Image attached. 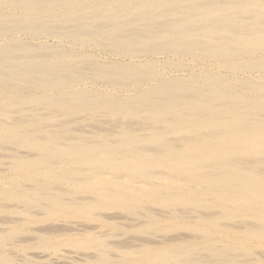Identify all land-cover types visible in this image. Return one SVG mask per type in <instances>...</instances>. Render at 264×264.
Wrapping results in <instances>:
<instances>
[{
  "label": "bare ground",
  "instance_id": "bare-ground-1",
  "mask_svg": "<svg viewBox=\"0 0 264 264\" xmlns=\"http://www.w3.org/2000/svg\"><path fill=\"white\" fill-rule=\"evenodd\" d=\"M261 249L264 0H0V264Z\"/></svg>",
  "mask_w": 264,
  "mask_h": 264
},
{
  "label": "rangeland",
  "instance_id": "rangeland-1",
  "mask_svg": "<svg viewBox=\"0 0 264 264\" xmlns=\"http://www.w3.org/2000/svg\"><path fill=\"white\" fill-rule=\"evenodd\" d=\"M47 43H48V44L50 43V45H53L54 41H52V38H49L48 41H47ZM87 50H88V49H87ZM93 50H94V49H93ZM88 51H89V53H94L93 51L91 52L90 49H89ZM94 54H96L97 56H100V57H102V58L104 57V58H109L110 60H113V59L110 58V56L106 55L104 51H102L101 53L98 52V53H94ZM107 54H109V53H107ZM105 55H106V56H105ZM109 59H108V60H109ZM166 72L169 73L170 71H169V70H166ZM175 75H176V74H175ZM175 75H174V76H175ZM261 251H262V252H261ZM261 251H260V252H261L260 254L264 255V254H263V253H264V249H261Z\"/></svg>",
  "mask_w": 264,
  "mask_h": 264
}]
</instances>
